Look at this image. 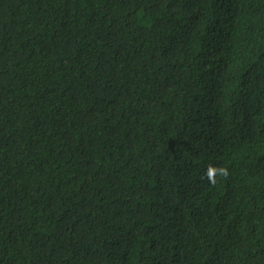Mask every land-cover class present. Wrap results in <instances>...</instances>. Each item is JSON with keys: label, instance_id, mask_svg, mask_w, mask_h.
I'll return each mask as SVG.
<instances>
[{"label": "trees", "instance_id": "16d2710c", "mask_svg": "<svg viewBox=\"0 0 264 264\" xmlns=\"http://www.w3.org/2000/svg\"><path fill=\"white\" fill-rule=\"evenodd\" d=\"M0 264H264V0H0Z\"/></svg>", "mask_w": 264, "mask_h": 264}, {"label": "clouds", "instance_id": "9594fccd", "mask_svg": "<svg viewBox=\"0 0 264 264\" xmlns=\"http://www.w3.org/2000/svg\"><path fill=\"white\" fill-rule=\"evenodd\" d=\"M209 175H211V173H209Z\"/></svg>", "mask_w": 264, "mask_h": 264}]
</instances>
